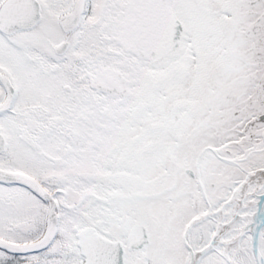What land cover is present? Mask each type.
I'll use <instances>...</instances> for the list:
<instances>
[{
    "label": "snow or ice",
    "instance_id": "obj_1",
    "mask_svg": "<svg viewBox=\"0 0 264 264\" xmlns=\"http://www.w3.org/2000/svg\"><path fill=\"white\" fill-rule=\"evenodd\" d=\"M0 264H264V0H0Z\"/></svg>",
    "mask_w": 264,
    "mask_h": 264
}]
</instances>
